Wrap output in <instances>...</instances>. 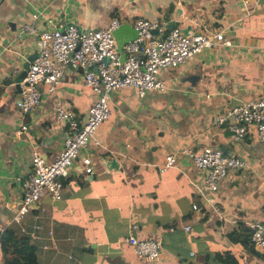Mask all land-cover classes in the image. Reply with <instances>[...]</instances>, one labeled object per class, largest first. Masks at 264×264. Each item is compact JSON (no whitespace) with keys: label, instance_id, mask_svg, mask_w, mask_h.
<instances>
[{"label":"crops","instance_id":"obj_1","mask_svg":"<svg viewBox=\"0 0 264 264\" xmlns=\"http://www.w3.org/2000/svg\"><path fill=\"white\" fill-rule=\"evenodd\" d=\"M112 20L131 27L137 20L156 23L163 26L160 35L206 27L223 31L229 45L162 70L161 91H114L109 119L79 152L61 198L44 196L16 224L32 152L50 162L62 150L67 122L58 121L57 107L84 122L96 99L83 72L67 68L53 93L39 85L40 105L22 116L14 80L41 41L19 35L20 28L33 22L41 31L101 30ZM260 99L264 0H0V236L6 230L27 236L39 264H264V252L245 243L249 225L264 220V141L249 127L235 142L216 124L232 106ZM23 124L26 131L16 137ZM204 148L246 160L249 168L228 173L214 193L203 188L205 172L185 156L161 171L167 156ZM128 236L160 241L162 258L139 259L124 241Z\"/></svg>","mask_w":264,"mask_h":264},{"label":"built area","instance_id":"obj_2","mask_svg":"<svg viewBox=\"0 0 264 264\" xmlns=\"http://www.w3.org/2000/svg\"><path fill=\"white\" fill-rule=\"evenodd\" d=\"M120 26L117 20H112L104 29L89 31L73 25L41 31L33 22L21 26L19 35H38L41 41L38 57L29 65L21 83L16 107L22 116L40 105L39 85H45L48 92L53 93L67 68L83 72L84 85L95 94L96 99L84 122L71 118L70 112L62 104L57 107L58 121L67 122L62 150L50 162L37 151L32 152L33 171L21 185L22 197L14 212V223L19 224L26 215L39 208L44 196L53 201L61 198L63 180L70 175L79 152L87 148L97 128L109 119V103L114 91L132 88L140 95L149 90L161 91L164 89L159 80L162 70L179 66L204 50L221 44L229 45L223 31L213 32L204 27L198 33L189 35L173 28L160 35L164 32L163 26L137 20L133 24L137 37L123 48L125 61L121 62L113 36ZM104 59H107L106 64ZM216 124L224 127L235 142L245 138L249 127H254L258 139L264 141V99L232 106L217 117ZM25 131L23 124L14 134L20 137ZM94 144L99 145V142ZM180 156H185L196 169L205 172L203 188L213 193L217 192L220 182L228 173L249 168L246 160L224 154L218 149L204 148L200 152L185 149L167 156L166 166L161 171L174 166ZM81 163L85 173L90 174L93 169L90 158L83 159ZM249 234L254 248L264 252V220L250 224ZM124 241L139 259L156 262L163 256L160 241H141L133 236L126 237Z\"/></svg>","mask_w":264,"mask_h":264},{"label":"trees","instance_id":"obj_3","mask_svg":"<svg viewBox=\"0 0 264 264\" xmlns=\"http://www.w3.org/2000/svg\"><path fill=\"white\" fill-rule=\"evenodd\" d=\"M28 237L18 235L13 230H6L0 236L2 264H39L34 247L27 245ZM246 245L253 247L250 234L246 238ZM264 257V255H263Z\"/></svg>","mask_w":264,"mask_h":264},{"label":"water","instance_id":"obj_4","mask_svg":"<svg viewBox=\"0 0 264 264\" xmlns=\"http://www.w3.org/2000/svg\"><path fill=\"white\" fill-rule=\"evenodd\" d=\"M172 30V29H170ZM169 30V31H170ZM155 34H157V32H154ZM115 42H116V47L118 52L120 53V61L124 62L125 61V53L123 52V48L127 45V43L133 41L134 39H136L137 37V32L134 30L133 27L127 25V24H122L117 30L114 31L113 33ZM38 53L32 55L26 62V64L23 67V72L22 74L15 78L14 83H15V87L16 89L21 91V87L20 84L22 83V81L24 80L26 73L29 69V65L33 62V60L35 58L38 57ZM103 62L106 64L107 63V59H104ZM2 264V263H1Z\"/></svg>","mask_w":264,"mask_h":264}]
</instances>
